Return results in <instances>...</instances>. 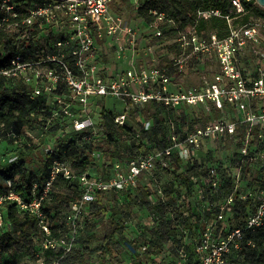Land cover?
Returning a JSON list of instances; mask_svg holds the SVG:
<instances>
[{"label": "built area", "instance_id": "built-area-1", "mask_svg": "<svg viewBox=\"0 0 264 264\" xmlns=\"http://www.w3.org/2000/svg\"><path fill=\"white\" fill-rule=\"evenodd\" d=\"M129 1L136 12V20L144 22L153 36L161 37L166 31L173 33L170 37L176 38L181 53L171 66L150 68L136 64L135 55L140 51L141 36L123 15L124 3L128 0H0V33L14 36L17 42L24 41L26 46L34 49V53L28 56L15 52L0 68V76L11 79L15 85L23 83L29 90V99L37 102L36 108L28 115L32 126L26 127L23 134L12 129L1 130L0 141L6 138L15 144L21 142V146L35 145L46 156L45 160L50 161L47 179L42 185L34 182L28 197L14 190L0 197V229L8 227L5 222L7 210L3 206L10 202L19 213L36 217L39 227L49 236L51 229L43 210L44 200L58 178L74 180L77 176L67 159L65 147L59 145L58 136L63 135L68 142L74 141L77 145L89 144L92 138L100 135L97 128L99 119L96 122L92 114L97 109L101 110L102 103L111 111H115L117 104L122 107L117 112L115 123L124 126L129 123L131 111L141 110L154 101L170 109L184 108L185 115L200 113L206 118L212 111H218L222 117L194 128L184 120L180 124L181 129L184 126L181 132H177L172 124L171 146L168 148L137 154L125 163L117 162L106 176L92 171L77 176L82 193L78 201L70 204L68 225L76 232L87 207L97 200L99 193H133L140 181L153 180L155 173L171 168L177 159L182 165L201 164V152H215L217 139L233 141L236 138L240 141L239 161L233 178L229 180L232 186L228 202H218L219 195L228 189V181L219 168L200 167L199 173L188 174V187L177 188L186 196L175 198L172 209L178 214L173 225L180 231L182 243L178 246L172 242L165 247L169 255L172 249L177 248L172 264H229L227 257L230 251L242 246L246 233L254 234L264 226L262 186L256 189L254 210L248 215L245 225L220 229L221 223L227 221V209L234 204L242 183L245 181L247 188L254 181V178L246 180L244 171L250 160L253 134L256 133L260 142H264V58L258 59L251 71H246L243 66L244 56L252 45L259 42L261 29L254 23L235 24L231 18L232 14L242 12L244 2L252 0H221L228 2V15L220 9L205 11L202 3L198 4L196 14L199 18L224 17L228 20L230 31L223 39L213 32L200 35L194 27L182 29L180 22L155 6L146 7L154 16L153 21L138 19L137 12L145 7L147 0ZM115 7H120L121 12ZM236 8L240 10L235 11ZM36 25L39 32L33 34ZM191 56L202 57L210 65L201 68L195 85L186 87L176 83L175 78L184 72ZM108 99L113 100L112 107L107 106ZM229 105L235 113L231 114ZM53 128L56 135L51 131ZM149 128L150 124H145V130ZM92 155L96 160L102 159L100 151H94ZM15 158L7 161L5 156L0 157V163H8ZM193 190L199 192L201 205L198 215L203 217L206 228L192 244L191 231L184 223L195 211L196 203L186 198ZM250 193L251 188L248 194L240 197L246 201ZM166 197L163 189L159 188L148 196V201L156 207H167ZM209 214L211 217L207 218ZM151 219L157 222L159 213ZM74 241L72 234L46 239L43 248L62 251L66 256L73 249ZM247 244L255 245L251 240ZM148 247L149 244H143L141 251ZM53 264L61 263L58 260Z\"/></svg>", "mask_w": 264, "mask_h": 264}, {"label": "trees", "instance_id": "trees-1", "mask_svg": "<svg viewBox=\"0 0 264 264\" xmlns=\"http://www.w3.org/2000/svg\"><path fill=\"white\" fill-rule=\"evenodd\" d=\"M202 3L203 10H215L220 9L224 15L229 14L228 2L221 0H147L145 7L138 10L136 17L138 19L151 22L154 20V16L148 13L146 7H159L162 10L168 12L170 17H173L180 22L182 29H188L194 27L200 35H207L210 33H216L219 38L223 39L229 34L228 20L224 17H211L205 19L198 17L196 10L198 4ZM232 7V5H231ZM235 8V7H234ZM115 9L121 12L120 7ZM242 12L232 14L231 18H234V23H253V19H264V8H262L256 0L251 2H244L241 5ZM238 11V10H235ZM39 32L38 26H34L32 30L33 34ZM170 35H173L170 31H166L161 37L153 35L146 36L145 47H153L162 43ZM22 43V44H21ZM24 41L17 42L14 36H10L5 33H0V68L4 66L8 59L15 53L20 52L25 56L34 53V49L31 46H26ZM178 46L172 45L167 53L158 52L155 61L149 60L144 66L150 68H164L169 67L175 59L174 52H178ZM247 56L243 58V66L246 67ZM209 62L204 61L202 67L209 66ZM199 78L200 71L188 72L184 70L177 74L175 78L176 83L187 77ZM37 102H32L29 99V90L23 83L18 82L16 85L10 79L0 76V131L12 129L17 134H23L26 127L32 126V121L28 119L29 112L35 109ZM257 107V106H256ZM99 123L97 128L99 129L98 136L92 138L89 144L77 145L74 141H67L65 136L59 135V145L65 147L67 151V159L72 167L75 169L77 176L87 171L96 172L100 175L106 176L110 172L111 167L117 162H127L129 158L137 154H148L158 150H164L171 146L170 134L172 130V124L176 126L177 132H181L180 124L184 120L190 122V127L202 125L211 119L221 118V113L218 111H212L211 116L203 118L200 113L196 115H185V109H170L164 107L157 102H150L145 105L141 110H133L130 113V120L128 124L120 126L115 123V117L117 113L106 109L104 103H102L100 110ZM150 124L149 130H145V124ZM53 135H56L55 128L51 129ZM55 133V134H54ZM2 137V135H0ZM239 142L236 143V149L239 148ZM263 142L257 138V134H253L251 146L260 145ZM0 144H5L4 150L10 147V151L17 152L16 158L8 163L2 165L0 163V197L14 190L23 196L28 197L30 195L31 186L34 182H39L42 185L43 181L48 177V171L50 167V161H44L45 167L43 171L37 173L29 168L30 154L28 151L37 152L40 151L35 145L28 146L22 145L21 142L15 144L11 139L3 138ZM11 145V146H9ZM232 146L231 141L227 138L225 147ZM228 148V149H229ZM94 151H100L102 153V159L96 160L93 158L92 153ZM6 152L1 153V155ZM210 154V153H208ZM238 155V154H237ZM129 157V158H128ZM203 157V159H206ZM204 161V160H203ZM200 167L207 168L204 162L196 165H182L180 160L177 159L176 163L169 169L163 172L155 173L162 175L167 172L173 177V182L177 188L188 187L189 175L199 173ZM219 170H221L219 168ZM246 172V168H244ZM74 180H67L63 177L58 178L52 185L49 196L44 200L43 210L46 215V221L51 229V234L47 236L45 232L39 227L36 217L30 214H21L16 209V206L10 202H5L3 208L7 210L5 214V222L7 228L0 229V264H11L10 262L3 261L5 256L10 255L12 250H19L26 248L27 243L31 241L33 235H37L39 231L44 237L43 242L46 239H55L66 237L67 228L66 224L61 223V213L66 212L68 215L70 212V204L76 202L81 197V184L78 177ZM153 180L140 181L138 188L135 192H127L117 194L99 193L97 200L90 203L86 211L92 209L91 216L97 222H88L87 228L95 231L93 238L99 244L93 251H97L96 264H121V252L119 251L115 238L120 236L123 242L133 251L131 255L132 264H167L164 244L158 242H149V247L146 251L142 252L141 248L143 244L139 240H125L123 238L125 231V223L123 218L117 219L118 214L121 213L119 208V200L125 196L128 201L127 208L132 207L133 200L131 198H138L141 202L148 201V196L155 190L150 186ZM231 181H228L230 184ZM9 183L11 186H9ZM227 184V186H228ZM232 182L229 188H231ZM251 192H254L255 197L248 198L242 206V211L249 209L248 215L254 210L255 200L257 198L258 188L264 186V178H254L253 183H250ZM42 189V188H40ZM166 194V192H165ZM251 194V193H250ZM168 194H166L167 196ZM172 198V199H171ZM175 197L170 196V200H174ZM161 208V207H158ZM110 215V216H109ZM211 214L207 218H210ZM97 225L99 228L97 229ZM184 226L191 231L192 244L199 237L201 232L205 230L206 223L202 221V218L198 214L191 212V217L184 223ZM229 229L242 227L240 225L229 226ZM174 234L180 235V231L175 227ZM173 230V228H171ZM199 230V232H198ZM218 231V229H217ZM216 231V232H217ZM252 241L255 245L249 246L247 241ZM179 245L182 243L181 239H178ZM242 259L236 262L237 264H264V226L258 230V232L246 233V241L242 244ZM44 258L49 264H53L56 261H60L61 264H90V260L93 259L92 253L89 252L88 247H75L66 256H63V252H59L53 249H44ZM189 250V247H188ZM163 254H165L163 256ZM190 257H193L190 253ZM163 256V259H161Z\"/></svg>", "mask_w": 264, "mask_h": 264}, {"label": "rangeland", "instance_id": "rangeland-1", "mask_svg": "<svg viewBox=\"0 0 264 264\" xmlns=\"http://www.w3.org/2000/svg\"><path fill=\"white\" fill-rule=\"evenodd\" d=\"M127 1V0H124ZM130 2V3H129ZM235 10H240L239 8H236ZM136 12L132 10L131 1L128 0V2L124 3L123 6V15L125 19L133 24L137 31L140 34L139 39V49L140 51L136 53V64L139 66L147 65L146 63L149 60L156 59L158 52H164L167 53L170 46L176 45L177 40L176 38L168 37L166 40H164L162 43H159L156 46L153 47H145V38L146 36L153 35L152 32L149 33V31L146 29V25L144 22H141V20H136L135 18ZM254 24H258L261 29V35L259 42L255 45H252L250 50L246 53L247 56V63L246 71H251L255 67V63L258 59L261 60V58H264V19L262 18H255L253 19ZM178 45V44H177ZM176 45V46H177ZM180 51L177 53L174 52L175 58L180 56ZM153 61V60H152ZM185 70L188 72L193 71H200L202 67L203 62L205 61L202 57L197 56H191L187 60ZM264 61V59H263ZM114 62L117 64V61L114 60ZM120 67V66H119ZM125 65L122 66L124 68ZM187 77L181 81V85H184L186 87L193 86L198 82V76L194 77ZM114 104H117L114 102ZM117 107H115V113H117L122 107L117 104ZM107 106L112 107L113 106V100L108 99L107 100ZM231 109V114L235 113V109H233L229 105ZM100 109V108H99ZM100 111L97 109L96 111H93L92 117L93 119L98 122V119L100 117ZM230 114V115H231ZM222 117V115H220ZM236 142L237 139L235 138L233 141H231V146L229 148V145L227 148L224 146L226 144V141H222L220 139L216 140V150L215 152L209 151L206 153V151L201 152V156L206 157V159H201L206 166H214L216 168H220L221 171L224 173V177L227 181L230 180V178H233L235 174V168L239 161V155L238 150L236 149ZM225 143V144H224ZM4 144H0V157L5 156L7 158V161L13 159L14 157L19 154L17 150L15 152L10 151V147L4 150ZM11 146V145H9ZM229 148V149H228ZM6 152V154L1 155V153ZM30 154V161L28 163L29 168L33 171L40 173L43 171L45 167V158L46 156L43 155L42 151H28ZM129 158V157H128ZM5 163H2V165ZM246 172H245V179L248 178H264V142L260 145L252 146L250 148V160L248 164L246 165ZM148 182V181H147ZM228 184V183H227ZM246 182L244 181L242 183L241 191L238 193V195L234 198V204H231L227 209V221L222 222L220 225V229L227 230L230 227L229 226H244L245 221L248 217V211L247 208L245 211H242V206L245 203V200L242 199L240 196L241 194H248L249 188H252L251 186L245 187ZM230 184H228V189L226 190V193H221L219 195L218 202L226 204V201L228 202V194H230ZM150 186L155 190L162 188L164 192H166V202L168 204L167 207H161L158 208L156 206H153L149 201L141 202L138 198H131L134 199L132 207L127 208L128 201L125 199V196L121 197L119 200V208L121 213L118 214L117 219L120 217L123 218L125 223V231L123 238L125 240H139L142 244H148L149 242H158L161 244H164L166 247L169 243L175 242L176 244H179V237L178 235L174 234L175 232V225H173L174 218L178 217V214L173 212V204L175 203V198H182L186 195L181 193V190L177 189L176 185L173 182V177L170 176L167 172H164L162 175H157L155 178H153V181L150 183ZM198 193L196 190H193L190 194V196H187L186 198L190 200L191 202L196 203L194 214H199V208H200V201L198 199ZM252 197H255V193L251 192ZM170 196H174V200H170ZM249 198H251L249 196ZM172 199V198H171ZM92 209L90 211L85 212L83 218H81L76 232H74V229L68 225V219L66 212L61 213V223L64 225L66 224L67 228V235L69 236L72 234L75 237V241L73 244V248L75 247H88L89 252L93 251L95 247L97 246V243L95 239L93 238V235L95 231L87 228L88 222H97L94 220L91 216ZM155 213H159L160 219L157 222H152V216ZM110 216V215H109ZM181 214L180 218L181 219ZM203 218V217H202ZM204 221V219H202ZM99 228V225H97V229ZM173 228V230H171ZM199 232V230H198ZM43 236L38 231L37 235H33L30 242L27 243L26 248H21L19 250H12L10 252V255L5 256L3 261L4 262H10L11 264H49L46 259L44 258V250H43ZM115 243L121 252V264H132L131 263V255L132 250L123 242V239L120 238V236H117L115 238ZM242 249L243 246H241L239 249L233 248L230 251V254L228 255V263L229 264H237L239 260L242 259ZM172 253L169 255L167 253L166 261L167 264H172V260H175V256L177 254V248H174L171 250ZM96 256L97 251H93L92 257L93 259L90 260V264H96Z\"/></svg>", "mask_w": 264, "mask_h": 264}, {"label": "water", "instance_id": "water-1", "mask_svg": "<svg viewBox=\"0 0 264 264\" xmlns=\"http://www.w3.org/2000/svg\"><path fill=\"white\" fill-rule=\"evenodd\" d=\"M82 1V0H79ZM256 2L262 7L264 8V0H256Z\"/></svg>", "mask_w": 264, "mask_h": 264}]
</instances>
